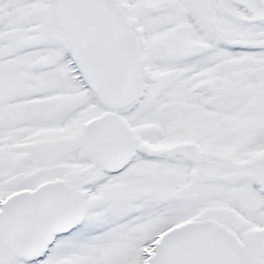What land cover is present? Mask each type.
<instances>
[{"label":"snow or ice","instance_id":"obj_1","mask_svg":"<svg viewBox=\"0 0 264 264\" xmlns=\"http://www.w3.org/2000/svg\"><path fill=\"white\" fill-rule=\"evenodd\" d=\"M0 264H264V0H0Z\"/></svg>","mask_w":264,"mask_h":264}]
</instances>
